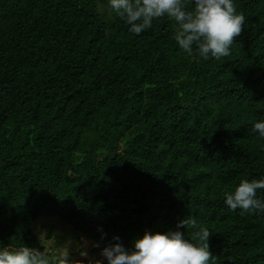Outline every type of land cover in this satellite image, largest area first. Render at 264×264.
I'll use <instances>...</instances> for the list:
<instances>
[{
    "label": "trees",
    "instance_id": "obj_1",
    "mask_svg": "<svg viewBox=\"0 0 264 264\" xmlns=\"http://www.w3.org/2000/svg\"><path fill=\"white\" fill-rule=\"evenodd\" d=\"M234 6L231 54L203 60L169 17L137 36L108 0H0V244L58 256L47 212L97 255L185 218L213 264H264V213L224 204L264 176V0Z\"/></svg>",
    "mask_w": 264,
    "mask_h": 264
},
{
    "label": "clouds",
    "instance_id": "obj_2",
    "mask_svg": "<svg viewBox=\"0 0 264 264\" xmlns=\"http://www.w3.org/2000/svg\"><path fill=\"white\" fill-rule=\"evenodd\" d=\"M108 7L137 36L150 29L154 20L172 18L178 25L174 39L179 48L188 54L195 48L203 60L229 56L245 25V16L237 12L234 0H191V10L185 0H108ZM250 134L264 139V120L254 122ZM261 190L264 176L243 179L234 191L225 193L224 204L231 211L264 213V196L258 195ZM189 223L183 218L174 229L146 230L132 241L131 248L113 235L100 248L94 264H213L212 233L201 226L186 238L184 229ZM0 264H69V260L59 255L50 260L45 252L25 245L10 248L0 244Z\"/></svg>",
    "mask_w": 264,
    "mask_h": 264
},
{
    "label": "rangeland",
    "instance_id": "obj_3",
    "mask_svg": "<svg viewBox=\"0 0 264 264\" xmlns=\"http://www.w3.org/2000/svg\"><path fill=\"white\" fill-rule=\"evenodd\" d=\"M36 229L42 232L50 230L55 238L51 240V248L59 256L68 257L69 264L88 258L89 261L94 264V261L98 258L96 253L91 252V245L87 240L83 239V243H80L74 228L66 222L64 219L53 213H46L42 216Z\"/></svg>",
    "mask_w": 264,
    "mask_h": 264
}]
</instances>
